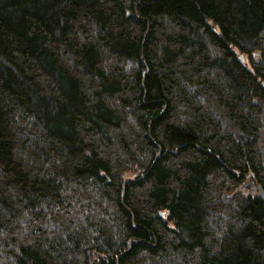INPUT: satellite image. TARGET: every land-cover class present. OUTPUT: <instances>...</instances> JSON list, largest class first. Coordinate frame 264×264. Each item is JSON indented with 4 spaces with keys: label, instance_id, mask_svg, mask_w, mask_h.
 Here are the masks:
<instances>
[{
    "label": "trees",
    "instance_id": "obj_1",
    "mask_svg": "<svg viewBox=\"0 0 264 264\" xmlns=\"http://www.w3.org/2000/svg\"><path fill=\"white\" fill-rule=\"evenodd\" d=\"M255 98L264 0H0V264H264Z\"/></svg>",
    "mask_w": 264,
    "mask_h": 264
},
{
    "label": "rangeland",
    "instance_id": "obj_2",
    "mask_svg": "<svg viewBox=\"0 0 264 264\" xmlns=\"http://www.w3.org/2000/svg\"><path fill=\"white\" fill-rule=\"evenodd\" d=\"M253 104L257 105L258 107L264 106V99L263 98H255L253 100Z\"/></svg>",
    "mask_w": 264,
    "mask_h": 264
},
{
    "label": "water",
    "instance_id": "obj_3",
    "mask_svg": "<svg viewBox=\"0 0 264 264\" xmlns=\"http://www.w3.org/2000/svg\"><path fill=\"white\" fill-rule=\"evenodd\" d=\"M240 57H242V56H240ZM257 188L259 189L260 196L264 199V192L260 189L259 186H257Z\"/></svg>",
    "mask_w": 264,
    "mask_h": 264
}]
</instances>
